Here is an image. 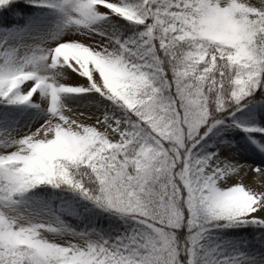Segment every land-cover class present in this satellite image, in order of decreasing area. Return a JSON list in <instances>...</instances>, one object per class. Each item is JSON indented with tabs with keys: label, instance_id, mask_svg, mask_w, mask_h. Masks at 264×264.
Wrapping results in <instances>:
<instances>
[{
	"label": "snow or ice",
	"instance_id": "obj_1",
	"mask_svg": "<svg viewBox=\"0 0 264 264\" xmlns=\"http://www.w3.org/2000/svg\"><path fill=\"white\" fill-rule=\"evenodd\" d=\"M0 264H264V0H0Z\"/></svg>",
	"mask_w": 264,
	"mask_h": 264
}]
</instances>
